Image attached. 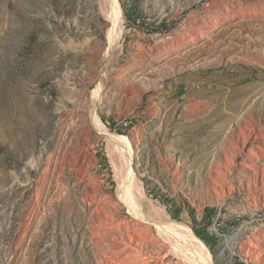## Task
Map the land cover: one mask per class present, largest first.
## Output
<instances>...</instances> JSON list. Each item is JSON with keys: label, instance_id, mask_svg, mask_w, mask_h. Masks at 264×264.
I'll list each match as a JSON object with an SVG mask.
<instances>
[{"label": "rangeland", "instance_id": "obj_1", "mask_svg": "<svg viewBox=\"0 0 264 264\" xmlns=\"http://www.w3.org/2000/svg\"><path fill=\"white\" fill-rule=\"evenodd\" d=\"M117 1L113 61L106 0H0V264L104 260L113 135L212 264H264V0Z\"/></svg>", "mask_w": 264, "mask_h": 264}, {"label": "bare ground", "instance_id": "obj_2", "mask_svg": "<svg viewBox=\"0 0 264 264\" xmlns=\"http://www.w3.org/2000/svg\"><path fill=\"white\" fill-rule=\"evenodd\" d=\"M106 1L110 19L114 25L113 34L111 33L112 41L110 40V45L113 46L110 57L114 61L121 52V44L118 40L123 30L122 10L117 0ZM109 61L106 62L105 67ZM105 74L104 70L103 75ZM95 106L96 104L92 115L95 123L100 127ZM107 137L113 146H118V152H116L123 163L122 168L125 172L118 188L119 198L123 200L124 205L126 204L131 219H118L116 213L109 212V220L106 218L104 225L107 232L111 233L108 237L101 236L97 241L99 256L104 258L98 264H212L203 244L190 233L187 227L172 220L165 206L159 203L155 206L145 196L143 182L133 171L132 158L135 153L125 142L126 139L116 135Z\"/></svg>", "mask_w": 264, "mask_h": 264}]
</instances>
